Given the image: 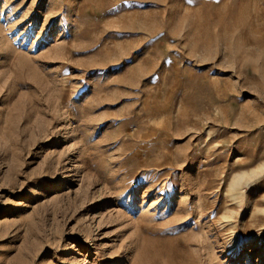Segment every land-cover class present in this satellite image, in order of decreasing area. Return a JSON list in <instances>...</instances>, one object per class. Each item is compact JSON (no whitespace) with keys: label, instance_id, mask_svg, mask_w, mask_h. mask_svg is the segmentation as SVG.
<instances>
[{"label":"rangeland","instance_id":"rangeland-1","mask_svg":"<svg viewBox=\"0 0 264 264\" xmlns=\"http://www.w3.org/2000/svg\"><path fill=\"white\" fill-rule=\"evenodd\" d=\"M0 264H264V0H0Z\"/></svg>","mask_w":264,"mask_h":264},{"label":"bare ground","instance_id":"bare-ground-1","mask_svg":"<svg viewBox=\"0 0 264 264\" xmlns=\"http://www.w3.org/2000/svg\"><path fill=\"white\" fill-rule=\"evenodd\" d=\"M238 178V177H237ZM235 185H236V183H235ZM234 187V186H233Z\"/></svg>","mask_w":264,"mask_h":264}]
</instances>
